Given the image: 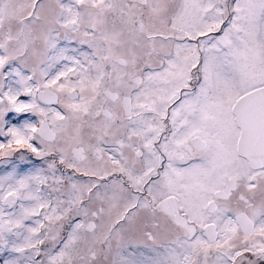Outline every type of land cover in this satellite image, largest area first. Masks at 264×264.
I'll list each match as a JSON object with an SVG mask.
<instances>
[{
    "label": "snow or ice",
    "instance_id": "1",
    "mask_svg": "<svg viewBox=\"0 0 264 264\" xmlns=\"http://www.w3.org/2000/svg\"><path fill=\"white\" fill-rule=\"evenodd\" d=\"M0 264H264V0H0Z\"/></svg>",
    "mask_w": 264,
    "mask_h": 264
}]
</instances>
